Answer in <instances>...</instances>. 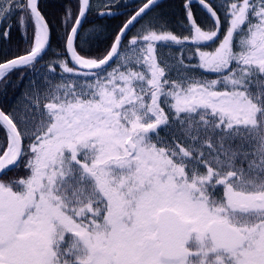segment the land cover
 <instances>
[{
  "label": "snow or ice",
  "instance_id": "snow-or-ice-1",
  "mask_svg": "<svg viewBox=\"0 0 264 264\" xmlns=\"http://www.w3.org/2000/svg\"><path fill=\"white\" fill-rule=\"evenodd\" d=\"M163 9L0 0V264H264V0Z\"/></svg>",
  "mask_w": 264,
  "mask_h": 264
},
{
  "label": "trees",
  "instance_id": "trees-1",
  "mask_svg": "<svg viewBox=\"0 0 264 264\" xmlns=\"http://www.w3.org/2000/svg\"><path fill=\"white\" fill-rule=\"evenodd\" d=\"M68 0H42L44 11L52 16H57L62 10L63 5L66 4ZM139 3V0H117V11L120 13L117 16H110L103 19V23L109 27V29L114 28L121 24L124 15L133 10V7ZM164 5L165 11L169 10V6L174 3V0H166L162 2ZM95 11L93 15L89 17V19H95ZM21 38L18 34H13V44L12 47L15 48L18 44H20ZM22 47V45H20ZM53 47H56L55 41L53 42ZM14 101V97L12 92H9V96L7 99V103L11 104Z\"/></svg>",
  "mask_w": 264,
  "mask_h": 264
},
{
  "label": "flooded vegetation",
  "instance_id": "flooded-vegetation-1",
  "mask_svg": "<svg viewBox=\"0 0 264 264\" xmlns=\"http://www.w3.org/2000/svg\"><path fill=\"white\" fill-rule=\"evenodd\" d=\"M194 7H195V10H196V13H197L198 18H200L201 15H202V13H201L199 7L198 6H194Z\"/></svg>",
  "mask_w": 264,
  "mask_h": 264
},
{
  "label": "rangeland",
  "instance_id": "rangeland-1",
  "mask_svg": "<svg viewBox=\"0 0 264 264\" xmlns=\"http://www.w3.org/2000/svg\"><path fill=\"white\" fill-rule=\"evenodd\" d=\"M97 4H99V0H97Z\"/></svg>",
  "mask_w": 264,
  "mask_h": 264
},
{
  "label": "water",
  "instance_id": "water-1",
  "mask_svg": "<svg viewBox=\"0 0 264 264\" xmlns=\"http://www.w3.org/2000/svg\"><path fill=\"white\" fill-rule=\"evenodd\" d=\"M165 1V0H162V2Z\"/></svg>",
  "mask_w": 264,
  "mask_h": 264
}]
</instances>
